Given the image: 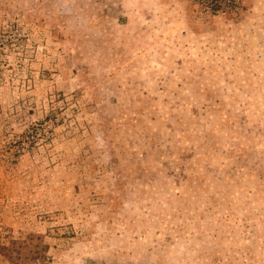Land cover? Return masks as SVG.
Listing matches in <instances>:
<instances>
[{"label":"rangeland","instance_id":"1","mask_svg":"<svg viewBox=\"0 0 264 264\" xmlns=\"http://www.w3.org/2000/svg\"><path fill=\"white\" fill-rule=\"evenodd\" d=\"M207 2L0 0L22 264H264V0Z\"/></svg>","mask_w":264,"mask_h":264},{"label":"trees","instance_id":"2","mask_svg":"<svg viewBox=\"0 0 264 264\" xmlns=\"http://www.w3.org/2000/svg\"><path fill=\"white\" fill-rule=\"evenodd\" d=\"M30 239L36 240L35 246L39 247L32 256L33 259L31 261L32 262L31 264H45L46 252L48 251L49 248L48 244L44 243L42 235H31ZM24 244L25 242H23V240L21 241L12 240L10 245L0 246V251L12 263L22 264L20 262L21 260H19V255L22 253ZM15 254H17L18 256L16 257ZM26 260H29V258H27Z\"/></svg>","mask_w":264,"mask_h":264},{"label":"built area","instance_id":"3","mask_svg":"<svg viewBox=\"0 0 264 264\" xmlns=\"http://www.w3.org/2000/svg\"><path fill=\"white\" fill-rule=\"evenodd\" d=\"M207 7L211 12L217 11H223V13H226V8L231 6L235 0H208Z\"/></svg>","mask_w":264,"mask_h":264}]
</instances>
